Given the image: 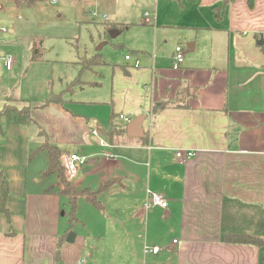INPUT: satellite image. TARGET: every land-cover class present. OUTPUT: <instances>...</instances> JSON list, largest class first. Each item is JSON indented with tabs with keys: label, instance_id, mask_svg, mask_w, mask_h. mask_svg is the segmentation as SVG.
Listing matches in <instances>:
<instances>
[{
	"label": "crops",
	"instance_id": "1",
	"mask_svg": "<svg viewBox=\"0 0 264 264\" xmlns=\"http://www.w3.org/2000/svg\"><path fill=\"white\" fill-rule=\"evenodd\" d=\"M12 1L0 0V10L22 5ZM101 2L112 13L108 25L126 26L112 44L131 55L120 64L104 59L93 81L80 80L82 90L104 89L103 99L63 93L60 103L41 107L52 91L33 96L46 94L38 102L18 99L11 85L0 91V112L19 111L0 117L10 218L0 213V264H264V0ZM135 5L147 8V17L136 19ZM177 46L183 63L174 69ZM30 55L31 46L29 63L43 60L31 63ZM0 56L4 64L10 58ZM163 102L174 104L153 114ZM28 107V116L20 113ZM138 116L143 136L129 137L126 127ZM110 126L125 135L110 139ZM45 141L63 157H88L67 180L70 194L57 173L42 175L45 151L31 156ZM178 151L193 156L182 161ZM147 191L167 207L145 210ZM226 235L263 245L228 244ZM144 246L159 252L144 253Z\"/></svg>",
	"mask_w": 264,
	"mask_h": 264
},
{
	"label": "rangeland",
	"instance_id": "2",
	"mask_svg": "<svg viewBox=\"0 0 264 264\" xmlns=\"http://www.w3.org/2000/svg\"><path fill=\"white\" fill-rule=\"evenodd\" d=\"M20 4H12L0 10V51H5L12 60L11 68L7 69L4 64L5 55L0 56V91L11 85L8 91L20 97L18 99L27 100L43 93V90L47 94L48 91L58 93L75 79H95V67L81 72L85 59L99 54L112 64H120L125 55L131 56L127 50L119 52L111 45L112 42L122 40L124 35L117 40L108 38L107 27L112 13L101 0H58L54 4L43 0L34 6ZM136 8L137 5L134 10ZM135 13L136 19L141 16L145 18L148 9L139 6ZM33 39L42 40L43 60L38 64L29 63V49ZM102 43L106 44L98 51ZM98 69L107 70L106 67ZM78 85L71 89L72 99H103L107 94L94 84H85L83 90ZM44 97L46 94L33 97L30 101L38 102ZM78 106L81 105L78 103ZM71 149L65 147L62 150ZM84 227L82 233L86 231ZM74 231L80 232L78 226Z\"/></svg>",
	"mask_w": 264,
	"mask_h": 264
},
{
	"label": "trees",
	"instance_id": "3",
	"mask_svg": "<svg viewBox=\"0 0 264 264\" xmlns=\"http://www.w3.org/2000/svg\"><path fill=\"white\" fill-rule=\"evenodd\" d=\"M17 3H23L26 6H32L38 2H41L43 0H14ZM218 17V16H217ZM126 26L124 25H109L108 26V31H118L121 33ZM109 38V36H108ZM109 40V39H108ZM111 43V41L109 40ZM112 46H114L115 50L122 52L124 50V47L121 45H114L111 43ZM42 40L41 39H35L32 42L31 45V55H30V62L34 63L37 62L41 56H42ZM108 63L99 55L95 54L89 59H85L82 62V71H86L91 69L92 67L96 66H107ZM80 84V79H75L71 84L67 86V88L59 95H55L53 93H50L48 98L45 100V102L42 104L41 107L47 106L50 103H60L61 101V96L63 93H71V89L74 85ZM174 103L170 102H163L159 103L153 106L152 108V113L155 114L161 109H164L168 105H173ZM30 111L29 107L24 108L20 111V113L25 114L28 116V112ZM13 112H19L17 111L14 107L10 106H5L1 112H0V117H7L9 118ZM105 134L112 139V136L115 135H125V128L123 129H117L116 126H110V128L105 131ZM39 151H45L47 160H48V166L47 169L42 173L43 176L50 175L52 173H57L58 177L60 179V182L65 186L64 190L62 193L65 194H70V192L67 190V179L65 176V170L62 165L61 159L63 157V154L61 150L57 146L50 145L46 141L43 143V145L32 152L31 156ZM107 184L101 186L99 190L104 188ZM9 194V186H8V181L5 178L2 170L0 169V213H3L7 216L8 220L10 221L9 218V211L7 209V198ZM72 203H71V216L73 217L74 209H75V202L74 198H72ZM90 201L98 208H100V205L98 202L95 200L94 197H90ZM73 219V218H72ZM72 227V224L70 223L69 226V231ZM225 242L228 244H238V245H250V246H255V247H261L263 245V241L259 238L256 237H251V236H244V235H226L225 236ZM62 242V241H61ZM59 254H60V246L57 247L56 255L57 259L59 260Z\"/></svg>",
	"mask_w": 264,
	"mask_h": 264
},
{
	"label": "built area",
	"instance_id": "4",
	"mask_svg": "<svg viewBox=\"0 0 264 264\" xmlns=\"http://www.w3.org/2000/svg\"><path fill=\"white\" fill-rule=\"evenodd\" d=\"M48 1L54 4L58 0H48ZM93 15L96 16L95 13H93ZM124 59L129 60L130 56L125 55ZM11 61H12L11 58L5 59V66L7 69L11 68ZM182 63H183V50L180 46H177L175 48L174 55H173V64H172L173 68L178 69L182 65ZM135 65H138V61H136ZM120 117L123 118V116H120ZM126 121L129 122V119H126ZM92 134L99 139V144L101 146H109L107 141L103 138H100L96 131H93ZM176 156L178 158H181L182 161H186L193 156V152L178 151ZM87 160H88L87 156L79 155L76 153H70V154H67L65 157H63L62 165L65 170L66 179L67 180L74 179L76 177L78 167L85 164ZM147 194H148V198L145 200L144 205H143L145 210H149L153 207H158L162 209H165L167 207V200L161 197L160 195L155 194L151 191H147ZM143 252L156 254L159 252V248L157 246H152V247L144 246ZM78 264H86V261L84 260V258H82L78 262Z\"/></svg>",
	"mask_w": 264,
	"mask_h": 264
},
{
	"label": "water",
	"instance_id": "5",
	"mask_svg": "<svg viewBox=\"0 0 264 264\" xmlns=\"http://www.w3.org/2000/svg\"><path fill=\"white\" fill-rule=\"evenodd\" d=\"M118 32L111 31L109 32V37L111 39L115 38L117 36ZM103 44L99 45L97 50L99 51L102 48ZM143 121V116H138L136 117L133 121L129 122L126 131H127V136L129 137H142L143 132H142V124ZM75 239V234L73 232H70L66 238V242L72 243Z\"/></svg>",
	"mask_w": 264,
	"mask_h": 264
}]
</instances>
